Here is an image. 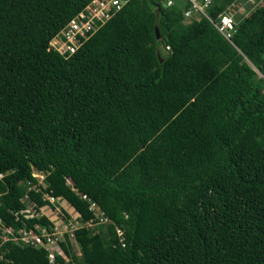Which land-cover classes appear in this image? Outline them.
Instances as JSON below:
<instances>
[{"label": "trees", "instance_id": "1", "mask_svg": "<svg viewBox=\"0 0 264 264\" xmlns=\"http://www.w3.org/2000/svg\"><path fill=\"white\" fill-rule=\"evenodd\" d=\"M87 1L0 0L2 221L20 226L11 213L41 171L82 224L79 255L66 239L55 264H264V3L225 39L204 17L183 23L185 0H129L74 53L47 49ZM1 252L49 264L42 248Z\"/></svg>", "mask_w": 264, "mask_h": 264}, {"label": "built area", "instance_id": "2", "mask_svg": "<svg viewBox=\"0 0 264 264\" xmlns=\"http://www.w3.org/2000/svg\"><path fill=\"white\" fill-rule=\"evenodd\" d=\"M185 1L187 6L182 10L184 21L189 22L193 18L204 17L219 34L225 39L229 38L235 26V19L232 14L223 11L212 18L207 14L211 0ZM128 2L129 0H88L74 16L52 35L48 41L47 49H51L61 56L74 53L85 40L106 21L115 16ZM172 2L173 0H164L162 5L170 6ZM31 175L35 181L26 183V188L21 197L24 207L11 213L14 221H20V226L5 224L0 218V258L2 257L1 248L10 242L42 248L46 252L45 256L49 264H55L56 257H60L64 262H69L70 258L63 251L60 242L65 244L67 239L68 244H66L69 249L72 248V241L76 243L73 230L82 225L79 220L80 215L75 211L71 218L68 216V212L62 206V204L68 203L61 196H55L49 190H45V177L41 171H33ZM30 192L39 193L43 203L37 205L30 198ZM79 196L86 201L87 208L92 215L98 214L97 222L106 221V217L102 215L95 202L85 194L80 193ZM39 217L46 218L49 224L33 223L30 227L26 225L25 220ZM56 218H59L62 226H59V223L55 221ZM85 225L91 227L93 225L92 219L85 222ZM115 232L120 236L121 231L118 228H115ZM74 254L79 255V252H74Z\"/></svg>", "mask_w": 264, "mask_h": 264}, {"label": "rangeland", "instance_id": "3", "mask_svg": "<svg viewBox=\"0 0 264 264\" xmlns=\"http://www.w3.org/2000/svg\"><path fill=\"white\" fill-rule=\"evenodd\" d=\"M263 3H264V0H235L231 3H229L226 6L224 11L229 13V14H232L234 19H238L241 16L248 14L253 8H255V7H257ZM181 5H182V3H181V1H179L177 3V6H181ZM183 23L187 24L186 21H183ZM255 73H256V75H255L254 79L257 77H264L263 73L257 71L256 69H255ZM62 206L64 207L63 209L68 212V214H69L68 216H70V218H71L72 215L74 214L75 210L71 206H69L68 204H65V203H64V205L62 204ZM58 209L60 210V208H58ZM55 221L59 223V226H62V222L59 221V218H56ZM92 230L95 231V228H93ZM72 249L75 253H78V247H77L76 243H74L73 241H72Z\"/></svg>", "mask_w": 264, "mask_h": 264}, {"label": "water", "instance_id": "4", "mask_svg": "<svg viewBox=\"0 0 264 264\" xmlns=\"http://www.w3.org/2000/svg\"><path fill=\"white\" fill-rule=\"evenodd\" d=\"M153 32L155 34V38L158 39L159 35H158V31H157V27L156 26L153 27ZM155 54H156L157 57L159 56L158 51H156Z\"/></svg>", "mask_w": 264, "mask_h": 264}]
</instances>
